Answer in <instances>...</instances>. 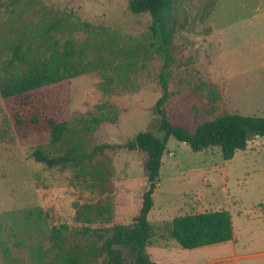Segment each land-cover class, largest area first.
Segmentation results:
<instances>
[{
	"label": "rangeland",
	"instance_id": "rangeland-1",
	"mask_svg": "<svg viewBox=\"0 0 264 264\" xmlns=\"http://www.w3.org/2000/svg\"><path fill=\"white\" fill-rule=\"evenodd\" d=\"M128 2L0 0V84L25 68L9 67L16 48L30 60L72 41L85 70L31 94L35 111L67 125L55 145L45 130L20 136L17 100L0 96V264H54L69 254L102 264L92 231L132 225L147 189L146 154L124 145L140 132L161 137V74L166 116L189 131L223 114L264 118V0H170L166 68L151 17L132 14ZM36 149L71 160L49 169L34 160ZM212 211L229 212L231 241L184 250L170 238L175 217ZM148 221L155 264H264V137L229 161L217 147L193 152L170 137Z\"/></svg>",
	"mask_w": 264,
	"mask_h": 264
},
{
	"label": "trees",
	"instance_id": "trees-1",
	"mask_svg": "<svg viewBox=\"0 0 264 264\" xmlns=\"http://www.w3.org/2000/svg\"><path fill=\"white\" fill-rule=\"evenodd\" d=\"M128 8L132 14H148L151 17L150 31L153 35L158 33L162 38L166 58L164 68H166L170 45V34H168L170 0H129ZM14 61L25 68L0 84V96L3 99L17 100V107L13 109L12 115L19 135L25 136L28 131L45 130L49 133L51 144L60 143L68 133L66 123L56 122L35 111L31 107V94L41 88L84 74L80 53L72 41H66L63 46L52 49L47 56L30 60L24 57L19 48H16L9 63L12 69L16 68ZM159 83L161 96L155 103L154 111L160 117L158 130L161 137H156L150 132H140L124 145L129 151L137 150L146 154L144 168L147 189L142 195L141 206L132 225H115L109 236L99 234L98 230L92 231L101 242L97 256H103L102 264H125L119 247L130 252L133 264H155L146 252V246L152 236L148 215L153 206V194L157 189L162 156L170 137L185 143L193 152L217 147L223 161L231 160L237 151H244L247 143L252 139L264 137V118L254 116L223 114L198 125L193 131L171 123L164 108L169 98V89L163 74ZM106 147L101 146L95 150L101 151ZM32 155L36 162L51 169L65 166L71 160L72 153L51 157L43 150L36 149ZM83 208L88 214L93 213L92 205H84ZM83 215V212L78 211L76 219H84L87 223H91V219ZM89 232V229L84 228V234ZM169 235L184 250L226 243L233 239L231 217L227 211L178 216L171 221ZM53 236L59 243L60 231L54 230ZM54 264H80V262L76 255L69 254Z\"/></svg>",
	"mask_w": 264,
	"mask_h": 264
},
{
	"label": "crops",
	"instance_id": "crops-1",
	"mask_svg": "<svg viewBox=\"0 0 264 264\" xmlns=\"http://www.w3.org/2000/svg\"><path fill=\"white\" fill-rule=\"evenodd\" d=\"M229 242V241H228Z\"/></svg>",
	"mask_w": 264,
	"mask_h": 264
}]
</instances>
